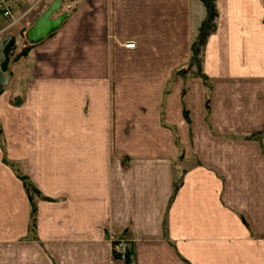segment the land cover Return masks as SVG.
<instances>
[{
  "label": "crops",
  "instance_id": "crops-1",
  "mask_svg": "<svg viewBox=\"0 0 264 264\" xmlns=\"http://www.w3.org/2000/svg\"><path fill=\"white\" fill-rule=\"evenodd\" d=\"M54 1L0 16V264H264V0H213L198 65L203 0H61L30 42Z\"/></svg>",
  "mask_w": 264,
  "mask_h": 264
},
{
  "label": "water",
  "instance_id": "water-1",
  "mask_svg": "<svg viewBox=\"0 0 264 264\" xmlns=\"http://www.w3.org/2000/svg\"><path fill=\"white\" fill-rule=\"evenodd\" d=\"M61 7V0H55L49 8L37 19L33 27L28 31L27 38L32 43H37L43 40L47 35L57 30L62 22L67 17V14H62L57 18H53V14ZM8 38L0 42V90L3 89L9 82L7 72L2 70V64L5 60L4 48L7 45Z\"/></svg>",
  "mask_w": 264,
  "mask_h": 264
},
{
  "label": "trees",
  "instance_id": "trees-1",
  "mask_svg": "<svg viewBox=\"0 0 264 264\" xmlns=\"http://www.w3.org/2000/svg\"><path fill=\"white\" fill-rule=\"evenodd\" d=\"M203 2L206 5L207 11H208V17L203 22V24H202V26L200 28V32H199V36H198L197 42H195V44H193V47H192V50H193V53H194V58L197 59V60H198L197 55H198V53L200 51V48L204 45L208 34L210 33V31L214 27V19L216 17V10H215V6H214L213 0H203ZM25 50H28V47ZM0 134H1V129H0ZM25 184H26L27 191L29 192V194L31 195V198H32L33 194H35L37 191L34 188L31 187V185H30V183L28 181H26ZM32 212H33V216H34V214L36 212L35 206H33ZM129 259H130V252H129V256H128V260Z\"/></svg>",
  "mask_w": 264,
  "mask_h": 264
},
{
  "label": "built area",
  "instance_id": "built-area-1",
  "mask_svg": "<svg viewBox=\"0 0 264 264\" xmlns=\"http://www.w3.org/2000/svg\"><path fill=\"white\" fill-rule=\"evenodd\" d=\"M13 0H0V16L3 18H12V3ZM128 47H133L134 44L128 43ZM113 257L117 260L126 262L128 261L129 250L126 241L123 239L116 240L112 246Z\"/></svg>",
  "mask_w": 264,
  "mask_h": 264
},
{
  "label": "rangeland",
  "instance_id": "rangeland-1",
  "mask_svg": "<svg viewBox=\"0 0 264 264\" xmlns=\"http://www.w3.org/2000/svg\"><path fill=\"white\" fill-rule=\"evenodd\" d=\"M62 11H63L62 9L58 10L57 12H55V15H54V16H56V15H57V16H60L61 13H62ZM10 19H13V17L10 18ZM15 21H16V19H13L12 22L14 23ZM8 36L11 37V35H8ZM8 36H6V37H8ZM6 37H5V38H6ZM16 46H17V45H16L15 40H12L11 43H10V45L7 47V50H6V52H7V57H8V58L11 57V56L9 55V54H10V51H11V52H13V51L15 52V51H16ZM125 46H127V44H125ZM15 54H16V53H15ZM15 54L13 55V53H12L13 58H14V57L16 58L17 55L15 56ZM9 56H10V57H9ZM197 58H198V55H197ZM193 63H194V64H197V65L199 64V63H198V60L195 59L194 57H193ZM33 196H34V194H33ZM127 262H128V261H127Z\"/></svg>",
  "mask_w": 264,
  "mask_h": 264
}]
</instances>
